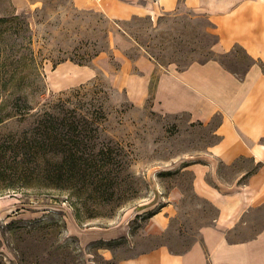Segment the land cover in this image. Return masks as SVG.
I'll return each mask as SVG.
<instances>
[{"label":"rangeland","instance_id":"obj_1","mask_svg":"<svg viewBox=\"0 0 264 264\" xmlns=\"http://www.w3.org/2000/svg\"><path fill=\"white\" fill-rule=\"evenodd\" d=\"M182 3L180 0L174 12L154 21L133 16L116 22L100 11L78 6L76 0H0V16L16 14L25 21L42 77L29 81L25 89L16 81L10 89L28 93L33 112L59 104L93 121L98 143L112 145L124 163L106 166L105 172L116 175V185L97 195L75 197L69 191L34 187L0 191V264H116L158 245L177 253H205L214 241L217 210L192 191L193 174L188 168L208 158L205 153L217 139L214 128L219 117L202 124L191 122L186 113L161 112L153 100L157 73L142 106L134 105L118 83L120 59L145 52L134 37L153 46L147 49L154 52L161 66L179 69L221 55L213 50L217 36L208 17ZM227 53L219 60L242 72L249 63L244 51L234 45ZM60 60L69 66L67 71L78 72L73 75L79 82L58 88L55 76L62 67L57 64L53 68V64ZM87 60L90 62L85 65L95 72L90 78H85L81 69L70 67ZM32 118L5 120L0 124V136L20 132ZM215 162L223 181L232 180L242 167L254 166L248 160L230 166ZM170 191H177L179 197L168 226L160 231L151 218L170 200ZM261 215L264 210L246 217L253 226L250 232L263 223ZM16 225L22 227L11 234L10 228ZM94 230L112 237L107 243L101 239L82 241ZM242 230H246L243 225L229 237H247ZM104 248L111 251L109 259L102 255Z\"/></svg>","mask_w":264,"mask_h":264},{"label":"crops","instance_id":"obj_2","mask_svg":"<svg viewBox=\"0 0 264 264\" xmlns=\"http://www.w3.org/2000/svg\"><path fill=\"white\" fill-rule=\"evenodd\" d=\"M76 4L100 11L113 21L133 16H146L154 21L174 12L180 0H76ZM182 4L208 17L217 36L213 45L216 53H227L237 45L256 63L239 78L214 59L192 62L178 69L175 65L161 66L141 50L134 58L120 59L118 83L134 105L142 106L157 73L153 100L161 112L186 113L191 122L202 124L219 117L214 128L217 139L205 153L208 158L193 162L188 168L193 174L192 191L217 210L218 230L212 234L215 239L205 253H177L166 245H158L116 264H264V221L250 232L253 226L246 219L248 214L264 210V0H183ZM76 65L70 67L75 71L81 69L85 78L95 73L88 65ZM58 66L62 67L55 76L58 88L79 82L73 75L78 72L65 69L69 67L67 63ZM59 72L66 77L60 78ZM214 160L226 166L239 160L260 165L247 176L249 168L242 167L232 180L223 181ZM167 197L170 200L151 218L152 225L160 231L168 226L179 193L170 191ZM242 225L246 229L243 233L249 235L231 239L229 235ZM111 237L107 232L94 230L82 241L101 239L107 243ZM102 255L109 259L111 251L104 248Z\"/></svg>","mask_w":264,"mask_h":264},{"label":"trees","instance_id":"obj_3","mask_svg":"<svg viewBox=\"0 0 264 264\" xmlns=\"http://www.w3.org/2000/svg\"><path fill=\"white\" fill-rule=\"evenodd\" d=\"M208 23L212 25L209 19ZM25 24L20 15L0 16V98L5 94L0 102V124L13 117L20 120L33 117L28 127L20 132L9 131L0 136V191L34 187L69 191L75 197L89 193L97 195L103 189L112 191L116 185V175L105 172V168L123 166L124 163L114 153L112 145L98 143L93 121L79 117L73 109L64 108L63 105L59 107V104L33 112L29 94L10 89L16 81L25 89L29 81L42 79ZM134 39L145 48L151 59L163 64L154 52L147 49L153 47L150 43L139 41L137 37ZM244 53L249 63L242 72L233 70L219 60V56L228 53L210 59L218 60L228 71L241 78L247 68L256 63L255 59ZM61 62L63 60L53 64V68ZM88 62L90 60L76 63L85 65ZM259 165L257 163L247 169L246 176ZM35 179L41 183H33ZM19 227L22 226H13L10 233L15 234Z\"/></svg>","mask_w":264,"mask_h":264},{"label":"bare ground","instance_id":"obj_4","mask_svg":"<svg viewBox=\"0 0 264 264\" xmlns=\"http://www.w3.org/2000/svg\"><path fill=\"white\" fill-rule=\"evenodd\" d=\"M59 76H60V78H62V79H64L65 77H66V74L65 73H61V72H59Z\"/></svg>","mask_w":264,"mask_h":264}]
</instances>
